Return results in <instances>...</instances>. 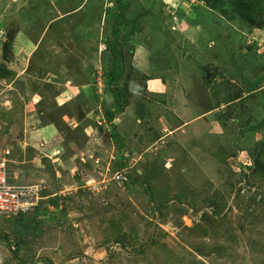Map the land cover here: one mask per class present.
Instances as JSON below:
<instances>
[{
	"label": "rangeland",
	"instance_id": "rangeland-1",
	"mask_svg": "<svg viewBox=\"0 0 264 264\" xmlns=\"http://www.w3.org/2000/svg\"><path fill=\"white\" fill-rule=\"evenodd\" d=\"M122 3L0 0V149L57 199L0 220V264H264V0Z\"/></svg>",
	"mask_w": 264,
	"mask_h": 264
},
{
	"label": "built area",
	"instance_id": "built-area-1",
	"mask_svg": "<svg viewBox=\"0 0 264 264\" xmlns=\"http://www.w3.org/2000/svg\"><path fill=\"white\" fill-rule=\"evenodd\" d=\"M8 154V149H0V220L32 210L49 195L44 193L45 185L41 182H16L8 168ZM112 178L119 180L120 176L115 173Z\"/></svg>",
	"mask_w": 264,
	"mask_h": 264
},
{
	"label": "trees",
	"instance_id": "trees-1",
	"mask_svg": "<svg viewBox=\"0 0 264 264\" xmlns=\"http://www.w3.org/2000/svg\"><path fill=\"white\" fill-rule=\"evenodd\" d=\"M112 3H113L112 5L113 8H115V10L117 11V15L121 17L124 11V5L122 3V0H112ZM112 32L116 34L117 31L116 29H114ZM116 45H117L116 41H110V42L106 41L105 46H104L112 58L110 62V66L108 68V73L105 74L103 77L104 81L106 82V83L104 82L106 90L108 94L110 95L111 102H112L111 108L105 110V114H103V118L107 122H111L113 116L121 112L127 105L125 89L119 84L122 78V74H123V66H122V61H121V53L117 49ZM3 70L8 72L4 67H3ZM112 136L114 139L113 141H115L116 145H120V143H118L116 139V137L119 136V133H117V131L114 128H112ZM46 201L54 205L55 207L57 206L56 198L49 197V198H46ZM39 203L42 204V201H40ZM39 205L40 204H38L37 206L33 208L35 212L38 209ZM42 209L47 210V207H43ZM22 214L24 213H19L17 216H14L12 218L14 219V218H17L18 216H23Z\"/></svg>",
	"mask_w": 264,
	"mask_h": 264
},
{
	"label": "crops",
	"instance_id": "crops-1",
	"mask_svg": "<svg viewBox=\"0 0 264 264\" xmlns=\"http://www.w3.org/2000/svg\"><path fill=\"white\" fill-rule=\"evenodd\" d=\"M12 60H13V59H12ZM13 61H14V60H13ZM16 61L19 63V60H16ZM16 61H15V62H16ZM15 62H14V63H15ZM3 67H4L5 69H7L8 72H12V71L14 70V69L11 70V67H9V66H3ZM147 89H148V88H147ZM30 103H32V102H30ZM123 110H124V109H123ZM123 110H122V111H123ZM119 113H121V112H119ZM117 114H118V113H117ZM114 118H116V116H113L112 121H113ZM112 121H111V122H112ZM73 122H74V117H72V116H70V115H69V116L67 115V116L65 117V119H64V123H66V124H71V123H73ZM111 122H110V123H111ZM71 125H72L73 128L76 127V124H71ZM85 125H89V124H85ZM85 125H84V126H85ZM98 125H99V124H98ZM179 125H182V124H179ZM42 126H43V125H42ZM92 126L97 127V125H94V124H93ZM45 128H46V127H45ZM84 128L87 129V128H89V127L86 126V127H84ZM34 131L36 132V128L34 129ZM44 131H45V133H46V132H47V129L44 130ZM117 132H118V131H117ZM41 133H42V132H41ZM118 133H119V132H118ZM53 134H54V133H53ZM34 135H35L34 138L37 137V136H38L37 132H36ZM36 135H37V136H36ZM42 135H43V133H42ZM47 135H49V134L47 133ZM51 136H52V135H50L49 137H51ZM49 137H48V138H49ZM52 138H53V137H52ZM50 140H51V138H50ZM50 143L55 144L54 141H52V140L50 141ZM50 147H52V146H50ZM53 151H56V150L51 149V152H53ZM56 155H57V154H56Z\"/></svg>",
	"mask_w": 264,
	"mask_h": 264
}]
</instances>
